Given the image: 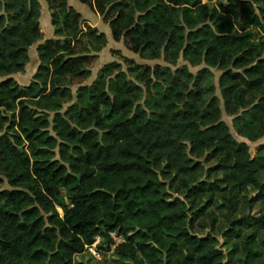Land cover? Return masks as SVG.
I'll list each match as a JSON object with an SVG mask.
<instances>
[{"label":"trees","instance_id":"obj_1","mask_svg":"<svg viewBox=\"0 0 264 264\" xmlns=\"http://www.w3.org/2000/svg\"><path fill=\"white\" fill-rule=\"evenodd\" d=\"M80 1L143 59L206 67L131 65L130 79L108 63L73 102L74 82L92 76L90 53L107 37L82 29L67 0H47L56 38L37 47L38 70L20 86L11 76L43 40L41 4L0 0V173L12 187L0 192V264H74L96 236L108 251L113 231L125 242L87 264H264L254 249L264 213L252 214L264 204V159H252L222 120L225 111L238 135L264 137V0ZM212 69L223 72L222 99ZM219 204L226 236L241 239L237 261L213 235L192 232Z\"/></svg>","mask_w":264,"mask_h":264},{"label":"rangeland","instance_id":"obj_2","mask_svg":"<svg viewBox=\"0 0 264 264\" xmlns=\"http://www.w3.org/2000/svg\"><path fill=\"white\" fill-rule=\"evenodd\" d=\"M39 2L41 4L40 27L43 35V40L33 45L30 48L29 51L30 62L26 66L24 72L14 74L11 76L16 80V82L20 86H29L33 81V77L35 73L38 70L40 61L38 57L37 47L40 44L44 43V41L47 39L56 38L55 29L52 26V18H51V11L49 9V4L47 0H39ZM67 3L68 6L72 7L75 11L81 14L80 26L82 29L85 30L87 26H90L96 28L99 32L104 33L107 37V45L99 53H90L91 55L96 56V58H94L90 64V68L92 70V76L88 79H78L74 82L71 88L74 97L73 102L77 100L78 89L81 86L91 85L96 80L100 69L108 63H112V62L118 63L120 65L121 70L128 73L130 79H133L131 74L128 72V67L131 65L148 66L152 70L156 66L171 67L173 70H175L176 68L187 67L194 74H196L199 70L206 67V65L204 64L199 66H193L188 61L184 60L182 57L179 58L176 65L171 64L164 55L157 60L143 59L138 52L131 50L126 45L123 38H121L120 40H116L114 38L113 31L110 26V21L105 20L104 16L99 14L94 6L83 4L80 0H67ZM259 36H260L259 33H255V40H258ZM212 72L214 73L216 95L220 99H222L219 88V79L223 74V72L217 69H212ZM2 80L3 79H0V82ZM67 107L68 105H65V108ZM222 108H223V102H222ZM7 115L9 117H12L11 113H8ZM222 120L230 127L231 133L239 143H245L246 145H248L252 159H255L257 157H261L262 159H264V137L256 142H252L249 141L247 138L238 135L236 132V126L234 125V117L227 115L225 111H223ZM7 126H9V124H7ZM1 135L2 134L0 133V136ZM215 166L216 165L213 162L207 163L205 164V169L209 170L210 168H214ZM208 178H209L208 175H205L203 177V180H206ZM214 178H215L214 175H212L210 179L213 181ZM0 179H2L3 181V183L0 184V192L4 190H12V187L8 183L7 179L1 173H0ZM259 180L261 182H264V170L259 173ZM168 193L174 198H180L183 201L187 202V200L185 199L184 195L181 192H176L175 189H171L169 188V186H168ZM255 195H256L255 192L251 193V197H254ZM206 208L207 210L205 214L202 217L196 218V220L193 222L192 232L199 237H205L208 234L213 235L219 241L218 248L223 250L224 254L228 256V258L232 257L234 261H237V259L241 257V252H242L241 244H240L241 239L228 238V236H226V233L229 232L230 227L225 219V214H226L225 209L221 206V204L217 206L215 205L208 206ZM261 213H264V204L259 202L256 204L252 214L254 216H258ZM213 217L216 218L215 224L212 221ZM192 218H194V216L190 215V220ZM248 233L249 231L247 230L242 231V234H248ZM262 240H264V238ZM262 240L258 238L254 245V249H258L259 251L262 252V257L260 259H264V245L261 242ZM102 243H103V239H102ZM235 245H238V247ZM105 252H106L105 258H108L113 254L114 250H111V246H110V249L108 251L105 250ZM89 258L90 256L88 254L76 256L74 258V264H81V263L87 264Z\"/></svg>","mask_w":264,"mask_h":264},{"label":"built area","instance_id":"obj_3","mask_svg":"<svg viewBox=\"0 0 264 264\" xmlns=\"http://www.w3.org/2000/svg\"><path fill=\"white\" fill-rule=\"evenodd\" d=\"M109 237L111 239V250H115V248L124 243L125 239L122 234L117 231H113L109 233ZM102 244V237L96 236L95 241L91 245H86L85 254H88L95 261H102L105 258V250L99 249V246Z\"/></svg>","mask_w":264,"mask_h":264},{"label":"crops","instance_id":"obj_4","mask_svg":"<svg viewBox=\"0 0 264 264\" xmlns=\"http://www.w3.org/2000/svg\"><path fill=\"white\" fill-rule=\"evenodd\" d=\"M40 22H41V20H40ZM29 55H30V53H29Z\"/></svg>","mask_w":264,"mask_h":264}]
</instances>
